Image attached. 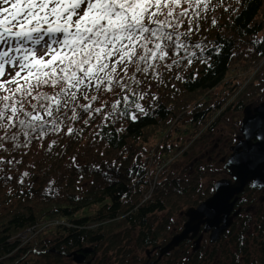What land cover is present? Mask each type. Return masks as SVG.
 I'll list each match as a JSON object with an SVG mask.
<instances>
[{
    "label": "trees",
    "instance_id": "trees-1",
    "mask_svg": "<svg viewBox=\"0 0 264 264\" xmlns=\"http://www.w3.org/2000/svg\"><path fill=\"white\" fill-rule=\"evenodd\" d=\"M197 10L180 29H192L187 48L155 72L136 73L132 91L100 93L93 102L103 105L100 113L90 118L77 109L72 121L69 111L59 132L36 138L13 128L15 141L0 140V264H264V194L250 183L218 241L200 232L196 249L186 239L158 259L184 211L211 196L216 180L231 179L224 167L231 151L218 162L191 154L218 127L231 131L230 150L242 138L231 116L264 101V63L246 82L235 74L264 56V0H210Z\"/></svg>",
    "mask_w": 264,
    "mask_h": 264
},
{
    "label": "snow or ice",
    "instance_id": "snow-or-ice-1",
    "mask_svg": "<svg viewBox=\"0 0 264 264\" xmlns=\"http://www.w3.org/2000/svg\"><path fill=\"white\" fill-rule=\"evenodd\" d=\"M209 2L0 0V140L15 141L17 132L8 135L13 128L36 138L59 132L61 114L69 111L72 121L80 118L77 109L90 118L100 113L103 105L93 107L100 93L132 91L131 82L140 83L136 73L155 72L158 62L187 48L192 29H180ZM120 104L118 99L112 108Z\"/></svg>",
    "mask_w": 264,
    "mask_h": 264
},
{
    "label": "water",
    "instance_id": "water-1",
    "mask_svg": "<svg viewBox=\"0 0 264 264\" xmlns=\"http://www.w3.org/2000/svg\"><path fill=\"white\" fill-rule=\"evenodd\" d=\"M240 131L242 138L230 147L231 152L224 160L231 179L216 180L211 196L184 211L185 220L180 231L158 247V259L186 239H194L196 249L202 239L200 232L208 234L211 243L218 241L232 224L233 217L239 214L240 208L235 209V205L246 185L264 187V101L246 110ZM72 255L76 262L84 259L82 254L73 252Z\"/></svg>",
    "mask_w": 264,
    "mask_h": 264
},
{
    "label": "rangeland",
    "instance_id": "rangeland-1",
    "mask_svg": "<svg viewBox=\"0 0 264 264\" xmlns=\"http://www.w3.org/2000/svg\"><path fill=\"white\" fill-rule=\"evenodd\" d=\"M262 58H260L259 61ZM259 61L257 62V65H253L249 69H243L241 66H239V68H237L235 74L237 76L245 78V82L248 81V79H250L255 74L256 70L264 63L263 62L260 66H258ZM219 86H220V84L217 87H219ZM243 117H244L243 114L237 113V114L231 116V121H234L236 123L237 122L241 123ZM239 127H240V125H239ZM218 128L219 129H217L214 132V134L210 137V139L207 141V144L204 147L200 146V148L196 149V151L194 153H192L191 156H193L194 158H200L201 154H205V155H209L210 154L213 157L212 159H214V162H218L220 160V158L225 157V156H227L229 154V152H230V150L228 149L229 147L228 148L225 147V139L228 136L229 137L232 136L231 135V131L228 128H222V127H218ZM221 134L223 136H221ZM220 136H221V139H219ZM226 140H228V139H226ZM214 143H218L219 147L217 149L215 148V149L211 150V148H212ZM220 149L222 150L221 152L219 151ZM216 153H218L217 157H216ZM188 159L189 158H187V162L184 161V164H186L187 166H189L191 164V161L189 160V162H188ZM201 159L205 160L206 158L201 157ZM246 196H248V194L244 195V197H246ZM175 219L179 220V217L176 216Z\"/></svg>",
    "mask_w": 264,
    "mask_h": 264
},
{
    "label": "built area",
    "instance_id": "built-area-1",
    "mask_svg": "<svg viewBox=\"0 0 264 264\" xmlns=\"http://www.w3.org/2000/svg\"><path fill=\"white\" fill-rule=\"evenodd\" d=\"M264 62V57L259 61L258 66H260Z\"/></svg>",
    "mask_w": 264,
    "mask_h": 264
},
{
    "label": "flooded vegetation",
    "instance_id": "flooded-vegetation-1",
    "mask_svg": "<svg viewBox=\"0 0 264 264\" xmlns=\"http://www.w3.org/2000/svg\"><path fill=\"white\" fill-rule=\"evenodd\" d=\"M264 194V187L259 189Z\"/></svg>",
    "mask_w": 264,
    "mask_h": 264
}]
</instances>
